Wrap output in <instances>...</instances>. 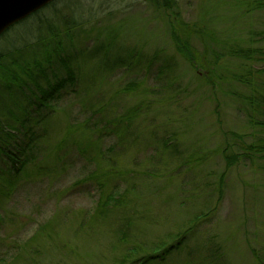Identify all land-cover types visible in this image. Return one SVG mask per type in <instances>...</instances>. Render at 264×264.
Instances as JSON below:
<instances>
[{
	"label": "rangeland",
	"instance_id": "374dc122",
	"mask_svg": "<svg viewBox=\"0 0 264 264\" xmlns=\"http://www.w3.org/2000/svg\"><path fill=\"white\" fill-rule=\"evenodd\" d=\"M171 3L55 0L0 37V52L43 42L56 54L28 82L35 97L0 99V260L264 264V160L240 156L264 134L252 89L231 79L259 81L264 55L232 52H264V0Z\"/></svg>",
	"mask_w": 264,
	"mask_h": 264
},
{
	"label": "trees",
	"instance_id": "16d2710c",
	"mask_svg": "<svg viewBox=\"0 0 264 264\" xmlns=\"http://www.w3.org/2000/svg\"><path fill=\"white\" fill-rule=\"evenodd\" d=\"M159 4L163 7V9L169 10L171 7V2L172 0H158ZM72 25H78L76 20L75 22L71 23ZM80 25V24H79ZM176 38L175 40H177ZM177 41H180V45H177V53L182 55V58L191 64V66L195 63V60L193 59L191 50L192 46L186 41L183 40L184 43L181 39H178ZM30 42L22 45L21 47L18 48H13L11 50H8L6 52H0V78L3 76L8 83L11 84L12 86L8 85V88L5 87L4 89L7 93L6 96H1L0 93V99L3 98H8V94L10 92L11 97L9 98L17 101V93L20 92L22 93L23 97L26 95L24 94V91L27 90L28 94L32 97H35L34 93L30 90H28V82H34L39 79V77H43V73L45 71H53L55 67V56L56 54L53 52V49L51 50L49 48V43H34V44H29ZM47 46V47H46ZM50 49V50H49ZM28 54V56H27ZM233 57L237 59H241L244 61H252L255 60L257 61L258 59H255L256 57H260L264 55V52L260 48L256 47H248V48H238L236 51L232 52ZM25 56V57H24ZM31 56V57H30ZM260 60V59H259ZM257 74L255 76L259 77V81L255 79V77H251V72L243 74L245 77L244 79L243 76L241 75V78H237L235 76H232L231 79H235V83H239L241 85H244L248 88H251V95L244 100L246 103H248L251 107V116L249 117L250 124L252 125L253 128H260V131L264 134V80L262 78L264 77V68L256 70ZM249 76V77H248ZM263 76V77H262ZM256 80L254 82V85L251 82V79ZM15 87V88H14ZM38 91L40 92L41 98L42 94L44 92L43 89L38 88ZM51 92V89H50ZM46 94V93H45ZM52 95V92H51ZM11 99L8 102H11ZM39 98H35L34 100H38ZM40 100V99H39ZM47 101V100H45ZM4 100H0V104H4L6 107L9 106V103ZM46 105V104H45ZM17 107V106H15ZM14 106L11 108V110H16ZM9 113V109H7V112L5 110L2 111L0 114L1 117L6 118ZM253 114H257L256 120H253ZM7 123L8 125L6 126V130L4 132L5 136H10L13 137L15 133H10L11 131L13 132L14 129L11 130L9 128V121L4 122V124ZM3 124V125H4ZM2 126V124L0 123ZM13 127V126H12ZM14 139L16 137H13ZM229 146L226 148H223L219 153L221 152L224 157V160L226 161L227 166H232L237 163V159L239 158V155H231L229 153ZM4 155L7 157L8 161L11 162L13 165V168L16 166V164L19 163V159L17 156L12 155L10 153H7V151L4 153ZM241 157L247 158L250 163L254 162V160H264V138L249 144L248 146L244 147V153L240 155ZM1 221H3V218L0 214V225ZM0 264H12L8 263L7 261L0 260Z\"/></svg>",
	"mask_w": 264,
	"mask_h": 264
},
{
	"label": "water",
	"instance_id": "95a60500",
	"mask_svg": "<svg viewBox=\"0 0 264 264\" xmlns=\"http://www.w3.org/2000/svg\"><path fill=\"white\" fill-rule=\"evenodd\" d=\"M53 1L55 0H0V37Z\"/></svg>",
	"mask_w": 264,
	"mask_h": 264
}]
</instances>
